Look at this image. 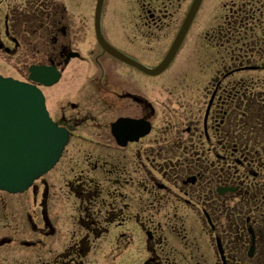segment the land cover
<instances>
[{"label": "flooded vegetation", "instance_id": "obj_1", "mask_svg": "<svg viewBox=\"0 0 264 264\" xmlns=\"http://www.w3.org/2000/svg\"><path fill=\"white\" fill-rule=\"evenodd\" d=\"M109 1L101 32L136 64L100 44L98 0H0V59L60 70L37 85L71 134L53 170L0 191V264H264V0L193 23L155 74L137 64L160 66L193 0H124L107 23Z\"/></svg>", "mask_w": 264, "mask_h": 264}, {"label": "water", "instance_id": "obj_2", "mask_svg": "<svg viewBox=\"0 0 264 264\" xmlns=\"http://www.w3.org/2000/svg\"><path fill=\"white\" fill-rule=\"evenodd\" d=\"M102 3L103 0H100L99 10ZM201 3L202 0H195L183 27L182 36L194 20ZM99 18L100 11L97 17L98 26ZM100 40L103 41V38L100 37ZM103 45L106 48L109 47L105 42ZM171 60L163 64L161 69H164ZM32 70L40 75L45 73L43 70ZM33 79L50 86L58 81L59 74L52 72L48 78L37 76ZM124 124L129 122L115 126L117 135H122L118 129ZM69 138V132L59 127L50 118L45 97L38 87L0 76L1 190L11 193L27 190L35 180L49 172L58 163ZM118 140L124 143L126 139Z\"/></svg>", "mask_w": 264, "mask_h": 264}, {"label": "rangeland", "instance_id": "obj_3", "mask_svg": "<svg viewBox=\"0 0 264 264\" xmlns=\"http://www.w3.org/2000/svg\"><path fill=\"white\" fill-rule=\"evenodd\" d=\"M230 0H205L199 13L198 16L194 22L195 26L194 28L199 29L201 28L204 24L206 25L207 23H211L214 24L215 23V16L214 15H220L222 14V8L225 2H228ZM189 0H182V6L185 7L188 4ZM124 6V0H110L107 4V10H106V18L108 19L107 23H110V16H109V11L110 9H119L120 7ZM92 18V16H91ZM112 18V17H111ZM209 19V20H208ZM91 21V20H90ZM196 50V49H195ZM196 53V51H195ZM197 55V53H196ZM18 66H23L22 64L17 65L14 63H5L4 61H2L0 59V73H2L5 76H12L15 78H23L20 77L17 72H16V68H18ZM200 66H202V64L195 62L194 67L195 70L197 68H200ZM83 71H87L88 67L82 68ZM172 70H170L171 72ZM201 71V70H198ZM48 91H54V90H48ZM77 144V147L80 145V150H85L87 148H85L83 146V144L80 141H78L77 139L72 141V144ZM74 146V145H73ZM72 146V147H73ZM71 149V148H70Z\"/></svg>", "mask_w": 264, "mask_h": 264}]
</instances>
